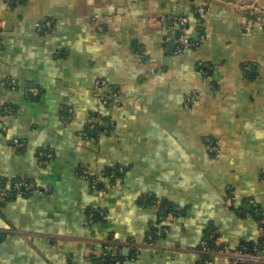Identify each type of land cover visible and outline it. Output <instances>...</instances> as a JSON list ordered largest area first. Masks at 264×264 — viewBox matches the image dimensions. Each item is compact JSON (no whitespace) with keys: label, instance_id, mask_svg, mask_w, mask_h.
I'll use <instances>...</instances> for the list:
<instances>
[{"label":"crops","instance_id":"0c3cea01","mask_svg":"<svg viewBox=\"0 0 264 264\" xmlns=\"http://www.w3.org/2000/svg\"><path fill=\"white\" fill-rule=\"evenodd\" d=\"M248 2L0 0V191L34 186L0 207V264H236L206 263V237L259 246L264 29Z\"/></svg>","mask_w":264,"mask_h":264},{"label":"built area","instance_id":"2783aa9c","mask_svg":"<svg viewBox=\"0 0 264 264\" xmlns=\"http://www.w3.org/2000/svg\"><path fill=\"white\" fill-rule=\"evenodd\" d=\"M15 2H23L25 0H14ZM242 9L246 12L248 16V22H247V29L250 30L253 27H257L261 30L264 29V10L261 6L260 0H249L248 4L244 5ZM199 17L201 20H204L206 17L204 9L199 10ZM187 19H180V25L184 27L187 24ZM181 40L185 43L186 46H192L191 42L189 41V37L187 35H183L181 37ZM247 71H251L250 68L247 69ZM34 94H37L36 90H31ZM106 103V102H105ZM83 136H86V133L82 134ZM17 143V142H16ZM93 187H96V181L92 182ZM17 192L19 195H23L27 192H31L34 190V186L29 183L25 182H19L14 184L12 187L8 189H4L3 191H0V204L4 203L6 201V198L9 195V191ZM210 239H216V234L211 233L209 236ZM117 250H121L122 248L126 246H134V245H127V244H121L117 243ZM213 249L207 241H204L202 244V250L201 253L204 254L206 257V263H209L210 256H213V253L220 254L229 257L231 260L234 261L236 264H264V247L261 249H249V248H241L236 251H228L225 249L221 250H215L216 252H213ZM105 251H111V247L107 246L105 248ZM135 254H138V248H134ZM112 264H122V261L118 258H115V261Z\"/></svg>","mask_w":264,"mask_h":264},{"label":"trees","instance_id":"16d2710c","mask_svg":"<svg viewBox=\"0 0 264 264\" xmlns=\"http://www.w3.org/2000/svg\"><path fill=\"white\" fill-rule=\"evenodd\" d=\"M182 32V31H181ZM181 32H179V34H181ZM252 74H253V72H252ZM16 183H19V182H15V183H13L10 187H12L14 184H16ZM25 183H27V182H25ZM26 194H30V192H27V193H25V195ZM17 195H19L17 192H14V191H10L9 192V195H8V197L6 198V201L5 202H7L8 200H10L11 199V197H14V196H17ZM144 200L145 201H147V202H149V203H151V202H155V203H157V201H156V199L155 198H153V197H149V196H145L144 197ZM3 205V203H1L0 204V207ZM214 240L215 239H210L209 238V236H207L206 237V240L205 241H207L208 242V244L213 248L214 246H213V244H214ZM259 246L258 247H256V248H249V249H261V248H263L264 247V237H263V239H262V241L260 242V244H258ZM112 251V250H111ZM114 251V250H113ZM118 251V250H117ZM119 251H121V250H119ZM109 257H107L106 255H105V257L104 258H102L103 260H101V264H112L114 261H115V259L114 258H119L121 261H122V259L123 258H125V257H123V256H115V257H111L110 255H108ZM138 256V254H135V255H133V257H137ZM128 259V258H127Z\"/></svg>","mask_w":264,"mask_h":264},{"label":"water","instance_id":"95a60500","mask_svg":"<svg viewBox=\"0 0 264 264\" xmlns=\"http://www.w3.org/2000/svg\"><path fill=\"white\" fill-rule=\"evenodd\" d=\"M125 252H127V250Z\"/></svg>","mask_w":264,"mask_h":264}]
</instances>
